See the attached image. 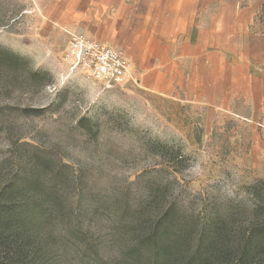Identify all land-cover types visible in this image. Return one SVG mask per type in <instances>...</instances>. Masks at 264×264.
Here are the masks:
<instances>
[{
  "label": "rangeland",
  "instance_id": "374dc122",
  "mask_svg": "<svg viewBox=\"0 0 264 264\" xmlns=\"http://www.w3.org/2000/svg\"><path fill=\"white\" fill-rule=\"evenodd\" d=\"M125 4L147 21L180 7L181 25L226 37L244 61L212 42L219 73L200 91L186 71L154 88L131 57L136 81L118 86L71 71L70 33L95 39ZM37 165L61 188L62 264H136L128 251L158 223L181 261L219 245L228 221L264 224V0H0V182Z\"/></svg>",
  "mask_w": 264,
  "mask_h": 264
},
{
  "label": "trees",
  "instance_id": "16d2710c",
  "mask_svg": "<svg viewBox=\"0 0 264 264\" xmlns=\"http://www.w3.org/2000/svg\"><path fill=\"white\" fill-rule=\"evenodd\" d=\"M40 173V166H31L0 182V264H62L50 223L61 188L54 180L40 179ZM234 224L225 223L219 245L181 261L163 240L165 225L158 223L127 257L136 264H260L253 261L264 253V224L255 217L247 232L234 231Z\"/></svg>",
  "mask_w": 264,
  "mask_h": 264
},
{
  "label": "crops",
  "instance_id": "0c3cea01",
  "mask_svg": "<svg viewBox=\"0 0 264 264\" xmlns=\"http://www.w3.org/2000/svg\"><path fill=\"white\" fill-rule=\"evenodd\" d=\"M126 6L125 4L117 7V12L114 15L117 17L106 21L99 30L100 34L94 33L97 36L95 39L118 48L131 57L137 65V74H149L147 80H150V75H153L156 80L154 88L165 91L162 86L163 81L174 86L175 75H180L181 81V79L183 80L182 75L186 71L189 75L185 80L188 87L198 86L194 90L200 91L205 87V84H209L212 72H216L211 69L209 58L212 42L218 43V40L222 42L223 46H216L213 51L216 56L217 53L230 50L235 54L236 64L241 65L244 61L243 54L237 51V48L232 49L231 43L229 46L227 45L226 37L224 40L222 37H207L200 26L190 25L189 27L186 19V22L182 19L183 13L180 7L156 10L157 16L153 17L152 15L147 21L140 17L141 13H137L138 9L135 11L130 5L131 10H128L126 8L129 7ZM120 8L124 10V17L119 16ZM181 20L187 24L181 25ZM117 35L122 37H114ZM151 58H154L155 61H151ZM217 66L214 65L213 68ZM218 68L216 73H219ZM250 69L248 66V72ZM250 75L249 73L245 78L249 79ZM230 76L234 82L233 75ZM239 78L238 80H242V77Z\"/></svg>",
  "mask_w": 264,
  "mask_h": 264
},
{
  "label": "built area",
  "instance_id": "2783aa9c",
  "mask_svg": "<svg viewBox=\"0 0 264 264\" xmlns=\"http://www.w3.org/2000/svg\"><path fill=\"white\" fill-rule=\"evenodd\" d=\"M71 71H80L107 86L135 80L132 60L120 49L81 32L70 33L66 51Z\"/></svg>",
  "mask_w": 264,
  "mask_h": 264
}]
</instances>
